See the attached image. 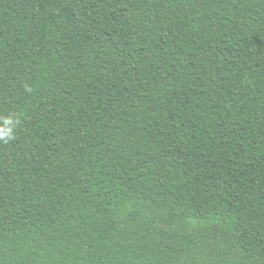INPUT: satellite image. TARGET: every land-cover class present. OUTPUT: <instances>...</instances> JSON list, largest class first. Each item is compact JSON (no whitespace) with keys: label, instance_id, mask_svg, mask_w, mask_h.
Listing matches in <instances>:
<instances>
[{"label":"trees","instance_id":"trees-1","mask_svg":"<svg viewBox=\"0 0 264 264\" xmlns=\"http://www.w3.org/2000/svg\"><path fill=\"white\" fill-rule=\"evenodd\" d=\"M5 118L0 264H264V0H0Z\"/></svg>","mask_w":264,"mask_h":264},{"label":"clouds","instance_id":"clouds-1","mask_svg":"<svg viewBox=\"0 0 264 264\" xmlns=\"http://www.w3.org/2000/svg\"><path fill=\"white\" fill-rule=\"evenodd\" d=\"M11 125H13V121L11 119L5 118L4 126L0 127V138H13L12 128L10 127ZM7 139H5V143L7 142Z\"/></svg>","mask_w":264,"mask_h":264}]
</instances>
